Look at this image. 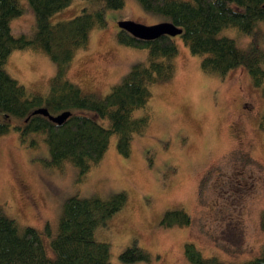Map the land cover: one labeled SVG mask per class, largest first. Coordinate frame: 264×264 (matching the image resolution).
I'll list each match as a JSON object with an SVG mask.
<instances>
[{"label":"rangeland","instance_id":"obj_1","mask_svg":"<svg viewBox=\"0 0 264 264\" xmlns=\"http://www.w3.org/2000/svg\"><path fill=\"white\" fill-rule=\"evenodd\" d=\"M22 13L10 22L11 34H30L34 14L26 0ZM93 0H71L48 17L53 24L94 11ZM105 26L93 27L85 48L75 51L67 79L84 93L106 94L135 63H145L144 48L115 41L117 23L133 21L154 25L167 21L162 14L144 10L136 0H123L120 9L104 11ZM219 35L244 47L248 38L234 28ZM171 59L170 80L149 86L150 97L132 118L145 114L141 132L130 135L129 154L115 150L111 134L99 162L78 177L65 162L61 169L46 166L48 152L41 134L28 133L19 140L13 117L0 136V209L18 228L41 233L46 252L57 233L63 201L72 195L106 199L124 192L125 205L95 227V240L108 244L111 264H191L183 256L184 243H192L203 257L238 264L260 254L264 231L259 218L264 208V131L258 127L264 111V81L252 86L242 67L223 76L201 70L200 55L191 54L179 37ZM5 71L28 94L45 95L54 63L41 52L12 50ZM77 112V111H75ZM80 112V111H78ZM92 116L91 112L82 111ZM95 118V117H94ZM103 126L106 119L95 118ZM33 140L34 144L30 145ZM181 209L188 225L165 226L160 220L167 210ZM47 226L49 235L43 233ZM136 244L149 261L121 262L118 254Z\"/></svg>","mask_w":264,"mask_h":264},{"label":"trees","instance_id":"obj_2","mask_svg":"<svg viewBox=\"0 0 264 264\" xmlns=\"http://www.w3.org/2000/svg\"><path fill=\"white\" fill-rule=\"evenodd\" d=\"M99 4L94 11L83 9L68 20L49 23L48 17L71 0H26L34 14V29L30 34H11L10 22L22 13L19 0H0V115L13 117L22 125H15L19 140L26 134H41L46 144V166L61 169L69 162L78 171L79 179L91 165L99 162L111 134L116 135L115 150L128 156L130 135L141 132L148 122L147 114L132 118L131 112L143 107L150 97L149 86L164 83L173 76L171 59L177 52L174 38H180L193 55H200L199 66L207 73L223 76L236 67L247 72L252 86L264 81V0H136L151 13L162 14L181 30L179 35H161L141 40L117 27L115 41L124 46L144 48L146 62L135 63L122 80L103 96L84 93L66 76L76 50L85 48L89 31L105 26L104 11L120 9L123 0H93ZM224 28H234L248 38L244 47L229 37L219 35ZM30 49L41 52L54 63L55 70L48 80L45 95L28 94L4 69L12 50ZM45 108L54 116L69 111L60 124L47 117L31 114ZM77 111V112H75ZM80 111V112H78ZM82 111L91 112L92 116ZM106 119L103 126L95 118ZM258 127L264 131V111ZM9 124L0 120V136ZM33 140L30 145H33ZM126 202L124 192H116L106 199L97 197H67L61 206L57 233L49 240L46 252L41 233L31 227L18 230L14 221L0 209V264H111L108 244L95 240V227L103 224ZM190 219L181 209L164 212L160 223L165 226L188 225ZM264 231V208L259 218ZM43 233L49 235L47 226ZM183 256L191 264H225L215 257H203L192 243H184ZM121 262L149 261L147 252L132 243L118 254ZM238 264H264V244L260 254Z\"/></svg>","mask_w":264,"mask_h":264},{"label":"water","instance_id":"obj_3","mask_svg":"<svg viewBox=\"0 0 264 264\" xmlns=\"http://www.w3.org/2000/svg\"><path fill=\"white\" fill-rule=\"evenodd\" d=\"M117 27L125 30L131 36L141 40H152L161 35L174 37L176 35H179L181 32L179 28L168 21L149 26L135 23L133 21H120L117 23ZM31 114H38L47 117L50 122L56 125H60L69 116L70 113L69 111H64L57 115L51 116L48 114L45 108H37L33 110Z\"/></svg>","mask_w":264,"mask_h":264}]
</instances>
